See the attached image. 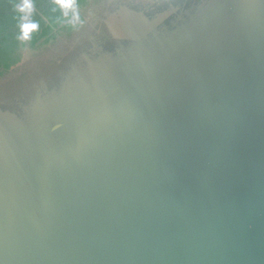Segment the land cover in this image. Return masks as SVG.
<instances>
[{
	"label": "water",
	"instance_id": "95a60500",
	"mask_svg": "<svg viewBox=\"0 0 264 264\" xmlns=\"http://www.w3.org/2000/svg\"><path fill=\"white\" fill-rule=\"evenodd\" d=\"M133 8L0 106V264H264V0Z\"/></svg>",
	"mask_w": 264,
	"mask_h": 264
},
{
	"label": "trees",
	"instance_id": "16d2710c",
	"mask_svg": "<svg viewBox=\"0 0 264 264\" xmlns=\"http://www.w3.org/2000/svg\"><path fill=\"white\" fill-rule=\"evenodd\" d=\"M88 1L73 0L83 20L73 27L70 23L73 14L69 12L65 17L56 0H31V22L38 27L30 33L29 40L22 41L20 14L15 7L22 0H0V106L10 105L23 96L30 97L40 81L50 83L59 77L69 62L67 49L60 40H69L77 29L87 27L83 10L89 9ZM26 48L32 53L31 58L17 66Z\"/></svg>",
	"mask_w": 264,
	"mask_h": 264
},
{
	"label": "flooded vegetation",
	"instance_id": "af4514ba",
	"mask_svg": "<svg viewBox=\"0 0 264 264\" xmlns=\"http://www.w3.org/2000/svg\"><path fill=\"white\" fill-rule=\"evenodd\" d=\"M105 1L108 2L106 6H105ZM147 1L148 0H101L100 2L96 3V1L89 0L88 1L89 9H87L86 11L83 10L85 23L87 24V27L85 29H77L74 37L70 38L69 40L66 39L60 40L61 43L63 42V44L65 45V49H67L65 55L69 57V62L66 64L59 77L49 83V87L51 88L57 86L61 79L60 77L63 76V74H65V72L70 68L71 64L76 59H78L82 54L88 53L89 51L94 49L95 45H100L104 48L107 46L106 49L108 48L110 50L111 49L113 50L117 46H119V42L112 37L107 26L103 21L104 12H111L114 9H116V7L119 5L132 4L135 7L133 9L136 11H142L139 8H146V9L149 8L150 10L148 13H145L144 11L142 12L150 16H154L163 11L170 10V8L173 6V10L171 12H178L172 18V20L174 21L182 9L185 10L186 8H189L192 5L198 3L200 0H188V1L160 0L159 2L158 0L150 1L151 3L154 4H149ZM97 6L101 7L100 11H97ZM93 12L97 14V18H98L97 20H94L92 17ZM168 25H170V22H168ZM91 35H96L97 36L96 39L98 40V42H94L90 38ZM31 55L32 53L30 52L29 59L31 58ZM29 59L25 61V63L28 62ZM41 83L42 81H40L37 84L35 93L37 92L38 89L41 88ZM24 102H21L20 104H23ZM9 109L13 110L12 108Z\"/></svg>",
	"mask_w": 264,
	"mask_h": 264
},
{
	"label": "clouds",
	"instance_id": "9594fccd",
	"mask_svg": "<svg viewBox=\"0 0 264 264\" xmlns=\"http://www.w3.org/2000/svg\"><path fill=\"white\" fill-rule=\"evenodd\" d=\"M56 3L64 10L65 17L69 15V12L73 14V19L70 22L73 27H75L77 24L83 23V20L79 16L78 11L73 4V0H56ZM15 7L17 12L20 14V39L22 41H27L30 39V33L38 27L36 23L31 22L33 4L31 3V0H22V2L17 3Z\"/></svg>",
	"mask_w": 264,
	"mask_h": 264
}]
</instances>
